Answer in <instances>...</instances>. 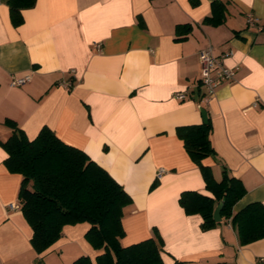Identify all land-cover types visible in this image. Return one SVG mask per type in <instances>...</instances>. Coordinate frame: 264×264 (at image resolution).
Returning <instances> with one entry per match:
<instances>
[{
  "label": "crops",
  "instance_id": "crops-1",
  "mask_svg": "<svg viewBox=\"0 0 264 264\" xmlns=\"http://www.w3.org/2000/svg\"><path fill=\"white\" fill-rule=\"evenodd\" d=\"M214 1L225 5L221 24L208 19ZM21 14L14 26L0 4V264H72L81 256L97 264L103 252L86 239L87 222L65 225L49 249H34L21 208L9 207L20 206L22 175L5 164L7 121L30 140L50 128L124 187L133 201L121 245L158 231L164 264H264V238L240 245L229 220L203 230L202 217L185 212L184 191L211 194L177 135L203 124L204 108L215 155L203 165L217 181L224 171L242 181L234 213L264 204V0H36ZM208 46L239 70L202 103L198 54ZM26 74L30 82L10 85Z\"/></svg>",
  "mask_w": 264,
  "mask_h": 264
},
{
  "label": "trees",
  "instance_id": "trees-1",
  "mask_svg": "<svg viewBox=\"0 0 264 264\" xmlns=\"http://www.w3.org/2000/svg\"><path fill=\"white\" fill-rule=\"evenodd\" d=\"M9 6L14 26L23 22L21 11L31 8L36 0H5ZM213 15L209 21L221 24L225 18V5L212 4ZM11 136L2 143L8 157V169L22 175L19 191L20 208L33 230L32 245L38 253L49 249L59 240L65 225L87 222L90 228L86 239L96 249L102 250L97 264H164L161 257L163 239L158 233L129 246L121 245L125 235L122 224L124 208L132 197L105 169L81 149L62 141L50 128L43 127L36 138L30 140L14 123ZM212 126H182L178 137L191 159L200 167L206 190L211 195L197 191H184L180 204L189 215L202 217L201 228L209 230L219 222L213 212L224 201L221 218L229 220L236 228L240 245L264 238V204L253 202L234 213V205L245 195L242 181L223 172L217 181L212 169L203 160L215 155L211 143ZM72 264H93L88 256L77 258ZM176 264H180L176 262Z\"/></svg>",
  "mask_w": 264,
  "mask_h": 264
},
{
  "label": "built area",
  "instance_id": "built-area-1",
  "mask_svg": "<svg viewBox=\"0 0 264 264\" xmlns=\"http://www.w3.org/2000/svg\"><path fill=\"white\" fill-rule=\"evenodd\" d=\"M3 0H0V4ZM256 19L252 16L248 17V23L253 24ZM199 62L201 69V85L203 87V94L201 97L202 103H209L215 96L218 88L225 82H229L234 79L237 71L239 70L238 66L227 67L225 66L220 59L214 54L212 46H208L199 51ZM31 81V75L26 74L24 76H12L10 80L11 86H22ZM67 87L71 88L72 83H67ZM176 97L178 99H185L187 96L186 91L177 92ZM160 171L158 175H160ZM11 209H16L19 204L12 203L9 205Z\"/></svg>",
  "mask_w": 264,
  "mask_h": 264
},
{
  "label": "water",
  "instance_id": "water-1",
  "mask_svg": "<svg viewBox=\"0 0 264 264\" xmlns=\"http://www.w3.org/2000/svg\"><path fill=\"white\" fill-rule=\"evenodd\" d=\"M200 110L203 116V122L207 123L208 122L207 111L204 108H201ZM223 205H224V201H220L213 212V219L216 222H221L222 220L220 212L221 209L223 208Z\"/></svg>",
  "mask_w": 264,
  "mask_h": 264
}]
</instances>
